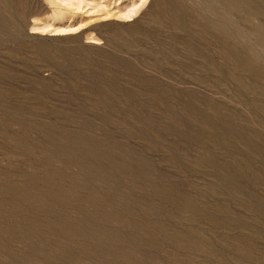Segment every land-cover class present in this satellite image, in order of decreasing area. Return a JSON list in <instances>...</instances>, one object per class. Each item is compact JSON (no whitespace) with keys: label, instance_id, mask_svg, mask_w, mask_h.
Wrapping results in <instances>:
<instances>
[{"label":"rangeland","instance_id":"obj_1","mask_svg":"<svg viewBox=\"0 0 264 264\" xmlns=\"http://www.w3.org/2000/svg\"><path fill=\"white\" fill-rule=\"evenodd\" d=\"M72 4L0 0V264H264V0Z\"/></svg>","mask_w":264,"mask_h":264},{"label":"bare ground","instance_id":"obj_2","mask_svg":"<svg viewBox=\"0 0 264 264\" xmlns=\"http://www.w3.org/2000/svg\"><path fill=\"white\" fill-rule=\"evenodd\" d=\"M63 2H66L68 5L72 4V0H63ZM74 2H75V0H74ZM76 3H77V1H76ZM72 5H74V4H72ZM78 5H79V3H78ZM133 12H134V10H130V13H133Z\"/></svg>","mask_w":264,"mask_h":264}]
</instances>
